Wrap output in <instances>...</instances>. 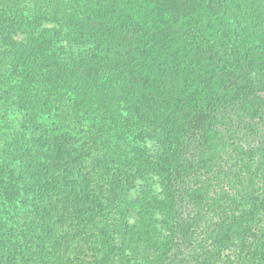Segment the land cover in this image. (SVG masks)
Wrapping results in <instances>:
<instances>
[{"label":"trees","instance_id":"1","mask_svg":"<svg viewBox=\"0 0 264 264\" xmlns=\"http://www.w3.org/2000/svg\"><path fill=\"white\" fill-rule=\"evenodd\" d=\"M260 93L264 0H0V264H264Z\"/></svg>","mask_w":264,"mask_h":264},{"label":"rangeland","instance_id":"2","mask_svg":"<svg viewBox=\"0 0 264 264\" xmlns=\"http://www.w3.org/2000/svg\"><path fill=\"white\" fill-rule=\"evenodd\" d=\"M259 96L261 98H264V93H260ZM236 126L238 128L236 137L238 140H236L235 142L241 148L248 149L249 147H252L257 144L258 141H260V134H255L248 131L246 128L243 127V124H240L238 122H236ZM256 128L257 131L259 130L260 132H264V120L256 122ZM258 180H262V178L260 177L258 178ZM154 187L157 188V185L155 184ZM177 260H173L169 264H177Z\"/></svg>","mask_w":264,"mask_h":264}]
</instances>
